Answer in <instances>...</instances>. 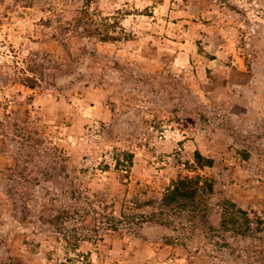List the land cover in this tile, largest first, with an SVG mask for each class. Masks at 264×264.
Wrapping results in <instances>:
<instances>
[{
	"label": "rangeland",
	"instance_id": "rangeland-1",
	"mask_svg": "<svg viewBox=\"0 0 264 264\" xmlns=\"http://www.w3.org/2000/svg\"><path fill=\"white\" fill-rule=\"evenodd\" d=\"M0 264H264V0H0Z\"/></svg>",
	"mask_w": 264,
	"mask_h": 264
},
{
	"label": "trees",
	"instance_id": "trees-1",
	"mask_svg": "<svg viewBox=\"0 0 264 264\" xmlns=\"http://www.w3.org/2000/svg\"><path fill=\"white\" fill-rule=\"evenodd\" d=\"M189 184L190 183L188 181H180L174 188L172 194L180 198H195L196 188L195 186ZM100 226H103V222L100 223Z\"/></svg>",
	"mask_w": 264,
	"mask_h": 264
}]
</instances>
